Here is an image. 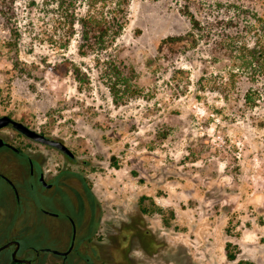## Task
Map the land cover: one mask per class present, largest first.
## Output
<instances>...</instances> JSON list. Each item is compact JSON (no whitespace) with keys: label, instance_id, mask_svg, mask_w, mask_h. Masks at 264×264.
<instances>
[{"label":"rangeland","instance_id":"rangeland-1","mask_svg":"<svg viewBox=\"0 0 264 264\" xmlns=\"http://www.w3.org/2000/svg\"><path fill=\"white\" fill-rule=\"evenodd\" d=\"M52 1L0 0V116L64 141L105 221H144L157 246L140 264H264V100L246 101L259 85L213 50L222 37L165 42L191 29L181 2L132 0L99 60L67 46Z\"/></svg>","mask_w":264,"mask_h":264},{"label":"flooded vegetation","instance_id":"flooded-vegetation-1","mask_svg":"<svg viewBox=\"0 0 264 264\" xmlns=\"http://www.w3.org/2000/svg\"><path fill=\"white\" fill-rule=\"evenodd\" d=\"M7 127L13 125L0 131ZM19 133L30 140L0 135V179L8 185L0 234L10 233L0 247L11 242L0 250V264L142 263L137 250L148 255L157 246L144 221H105L101 200L71 165L75 153Z\"/></svg>","mask_w":264,"mask_h":264},{"label":"trees","instance_id":"trees-1","mask_svg":"<svg viewBox=\"0 0 264 264\" xmlns=\"http://www.w3.org/2000/svg\"><path fill=\"white\" fill-rule=\"evenodd\" d=\"M131 1L53 0L52 5L56 6L67 33V46L71 38L78 35L79 53L81 55L97 53L100 60L115 46L121 36L128 22ZM176 2H181V13L190 17L191 29L183 35L171 36L165 42L195 45L199 40L209 41L212 36L217 35L216 39H220L221 36L220 41L216 40L213 43V50H224L223 55H227L242 67L250 79L259 85L257 90H248L246 101L252 98L250 92H254L256 101L264 100V1L176 0ZM201 11H208L206 20L198 16V12ZM247 35H251L252 44L245 41ZM222 40H225V44H221ZM236 71L238 70H233L231 75L236 76ZM228 256L230 259L236 258L229 250ZM239 264L255 263L241 260Z\"/></svg>","mask_w":264,"mask_h":264},{"label":"water","instance_id":"water-1","mask_svg":"<svg viewBox=\"0 0 264 264\" xmlns=\"http://www.w3.org/2000/svg\"><path fill=\"white\" fill-rule=\"evenodd\" d=\"M9 124H12L13 127L15 129H17L19 132L25 134L26 136H28L34 140H40L42 142L54 145V146L60 148L61 150H64L66 153L73 155V151L62 140L55 139V138L49 137L43 133H40V132L30 128L24 122H22L20 120H16L9 115L0 116V128L6 127ZM2 143H3V138L0 136V144H2ZM9 245H11V242L1 246L0 250L5 248V247H8Z\"/></svg>","mask_w":264,"mask_h":264}]
</instances>
